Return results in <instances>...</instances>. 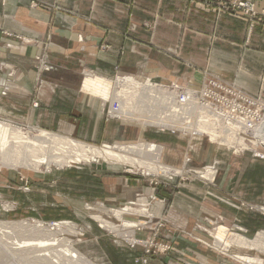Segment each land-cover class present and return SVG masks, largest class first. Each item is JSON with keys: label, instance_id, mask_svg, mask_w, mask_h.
Instances as JSON below:
<instances>
[{"label": "rangeland", "instance_id": "1", "mask_svg": "<svg viewBox=\"0 0 264 264\" xmlns=\"http://www.w3.org/2000/svg\"><path fill=\"white\" fill-rule=\"evenodd\" d=\"M258 2L198 0L218 15L241 18L248 37L256 26L264 29V8ZM31 4L36 5L33 1ZM34 63L42 72L54 67L45 54L34 57ZM6 69L0 74V97L8 95L14 84V69L0 63V71ZM85 74L82 70L78 92L98 101L106 126L103 135L84 139L40 129L96 147L153 143L162 148L159 162L169 172L164 174L138 165L102 160L61 168L52 166L48 171L39 172L23 168L0 170V221H25L31 226L40 223L45 227L68 222L74 226L73 233L59 231L53 235L54 242L62 245L69 242L88 261H71L62 253L58 256L54 251H61L60 246H53L54 251L44 250L36 239L25 240L32 246L14 248L11 243L14 239L0 234V264H154L164 259L175 264H264L262 93H248L234 80L224 79L208 69L201 71L197 82L190 78L180 83L135 77L141 83L148 79L162 86L181 85L189 92L203 93L207 120L216 121L218 116V124L227 130L233 129V137L225 142L214 132L212 138L211 130L197 131L195 118L187 120V127L180 123L157 127L138 119H117L107 112L111 97L104 100L82 90ZM116 75L119 74L114 72L108 78L113 81L112 85ZM40 77L37 74L35 78L38 86L42 84ZM128 96L125 98L130 100ZM161 100L160 103L167 99ZM194 102L193 99V103L189 100L185 106L172 107L183 114L184 109L191 110L199 117L200 109L193 107ZM160 103L151 106L150 114L155 117L162 114L159 112L165 108H158ZM135 104L150 110V104L144 107L141 101ZM32 106L36 108L38 103ZM0 119L21 127L39 128L11 117L0 115ZM227 133L223 130L221 135ZM129 156L145 155L132 152ZM116 211H123L121 217ZM94 216L102 217L118 231L101 227ZM221 227L228 233L227 238L241 235L253 240L260 236L262 246L221 244L216 241ZM241 257L253 258V261Z\"/></svg>", "mask_w": 264, "mask_h": 264}, {"label": "crops", "instance_id": "2", "mask_svg": "<svg viewBox=\"0 0 264 264\" xmlns=\"http://www.w3.org/2000/svg\"><path fill=\"white\" fill-rule=\"evenodd\" d=\"M44 54L54 67L42 72ZM0 63L15 73L1 116L84 139L106 126L98 101L78 92L82 70L182 83L208 69L264 97V29L248 37L241 18L198 0H0Z\"/></svg>", "mask_w": 264, "mask_h": 264}, {"label": "bare ground", "instance_id": "3", "mask_svg": "<svg viewBox=\"0 0 264 264\" xmlns=\"http://www.w3.org/2000/svg\"><path fill=\"white\" fill-rule=\"evenodd\" d=\"M112 82L113 81H110L109 79L99 75L87 74L82 84V90L95 97H99L105 100L110 97L111 92L113 91H111V89H113ZM137 83L138 82H135L130 78L125 79L123 81V85L118 82L119 85L121 84L118 95L120 96V112L122 114H127L129 117H131V119H138L143 124L154 125L157 127L164 126L166 123L175 120L176 116L178 117V111H170L169 117L160 119L158 117L159 115H156L157 117H155V114L154 116L150 114L151 110L138 107V104H135V102L140 103L141 100H139V97L142 98L145 92L154 93L155 88L149 87L148 85H143V89L137 86ZM159 93H163V90L160 89ZM126 95H129L128 98H130V100H127V98H125ZM160 99H162L163 101L167 99L166 102L170 101V108H174L172 107V105L185 106V104L189 103V101L185 103L174 101L170 97L168 98L166 95L161 96ZM152 100L145 98V103H152V106L156 105L157 103ZM143 102L144 100L141 101V103ZM194 104L195 105H193V107H195V109H197L198 111V109L200 108H197L196 102H194ZM174 110L176 109L174 108ZM184 111L186 110L184 109ZM166 112H168V110L165 109L164 112L159 113ZM148 113L151 116H149ZM198 115H200L198 117L199 121L194 125V128L196 130H214V128L211 127V124L205 120V113L203 111L199 110ZM200 132L198 134H200ZM214 133H216V131H214ZM208 134H210V132ZM214 135L212 136V138H214ZM219 136L220 135H218L217 137ZM231 137L232 135L230 133H227L226 135H222V137L219 138L220 140L227 142L231 140ZM132 152L144 154L145 156L142 158H132L129 156V154H131L132 156ZM161 152L162 148L153 143H137L128 146L105 145L102 147H96L94 145H89L64 135L47 132L44 129L33 128L30 126L21 127L16 123L14 124V122L12 123L11 121L0 119V170H17L23 168L39 172L42 169L48 171L52 166H54L55 168H61L64 166H70L71 164L92 161L97 162L99 160H102L105 162L113 161L116 163L138 165L141 167H146L148 168V170L168 174L169 168L163 166V164L159 162ZM146 160L148 162H146ZM122 214L123 211H116V215L118 217H121ZM94 219L100 224L101 227L107 228L112 232L118 231L115 226L108 223L102 217L94 216ZM59 231H67L73 233L74 226L69 224L68 222L53 224L49 227H45L40 223L31 226L25 221H0V234L14 239L13 241H11V243L14 244V248L32 246V243L30 244L25 240L36 239L38 240V245L45 247L44 250L50 251L51 249L54 251L53 246H60L62 248L61 251H57L56 249L54 251V253L58 256H61L60 253H62L68 260L75 262L80 260L83 263H87L88 261L84 259L80 253L75 251L71 247V245H68L69 242L67 243V245H62L61 243L59 244V242H54L53 235ZM227 236L228 233L223 229V227H221L218 234L216 235V241L221 242V244L224 243L225 245L235 244L244 246L246 248H256L262 246L260 242V236L253 240H248L244 237H241V235H235L232 238H227ZM21 239H23L22 242H20ZM262 249L264 251V245ZM47 254L51 255L49 253ZM241 259L248 262L253 261V258L251 259L249 257H241Z\"/></svg>", "mask_w": 264, "mask_h": 264}, {"label": "built area", "instance_id": "4", "mask_svg": "<svg viewBox=\"0 0 264 264\" xmlns=\"http://www.w3.org/2000/svg\"><path fill=\"white\" fill-rule=\"evenodd\" d=\"M127 78L133 79L135 82H138L137 86H139L140 88H143V85H148L149 87L155 88L154 89V93L145 92L143 94L142 98L139 97V100H141V101L144 100V102L142 103L143 106L147 105L145 103V98H148L150 100L154 99L152 101L160 103V101H159L160 97L166 95L168 98L170 97L172 100L180 102V103H185V102H187L189 100L193 103V99H194L196 104H197V108H200V110L205 113V110H204L205 109L204 97H203V93H201L200 91H196L195 93L194 92H189V91L185 90L184 87H182L181 85L178 86V85H175V84H170L169 86L166 87L164 85L162 86V85H159V84L151 83V81L148 80V79L144 81L145 83H141V82L138 81V79H136L135 77H132V76L130 77V76H124V75H121V76L116 75L115 82H114V85H113V89H111V91L112 90L113 91L111 92V95H110L111 102H109V106L107 108V112H108V114H111V116L116 117L117 119H127V118L131 119V118H129V116L127 114H122L120 112V96L118 95V92L120 90L121 84L123 85V81L125 79H127ZM118 82L121 83V84L119 85ZM160 89L163 90V93H159ZM176 90H178V91H176ZM173 103H175V102H173ZM149 104H150V110H151L152 109V107H151L152 103H149ZM169 104H170V101L161 102L160 103V106L158 108H165L166 110H168V112H166V113L158 114L159 115L158 117L160 119L161 118L165 119V118L169 117L170 116V111L174 110V108H170L169 107ZM165 109H163L162 112H164ZM175 109H176L175 111H178L177 108H175ZM153 111L155 112V111H157V109H155ZM178 112H179L178 117L175 120H173L171 122H168V124H170V126H171V124L180 123L181 126L187 127L188 126V125H186L187 124V120L192 119V118H195L193 120L197 119V121H199L198 117L195 116L194 112L191 111V110H187V111L183 110L182 112H184V114L181 113V111H178ZM207 118L208 117H207V115L205 113V120L208 123H210L211 126L214 127V130L213 129L211 130L212 132L216 131V133H218L222 137L221 134H222V132L224 130L225 132L230 133L232 135V137H233V133H232L233 129H228L227 130L223 125L218 124V120L217 119L220 120V118L218 116H216V121L217 122L214 121V120H211V122H209L207 120ZM170 126H167V127H170Z\"/></svg>", "mask_w": 264, "mask_h": 264}]
</instances>
